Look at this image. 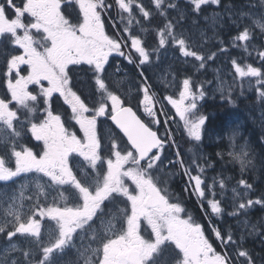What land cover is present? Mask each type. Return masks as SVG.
Here are the masks:
<instances>
[{
    "label": "snow or ice",
    "instance_id": "snow-or-ice-1",
    "mask_svg": "<svg viewBox=\"0 0 264 264\" xmlns=\"http://www.w3.org/2000/svg\"><path fill=\"white\" fill-rule=\"evenodd\" d=\"M185 6L196 14L194 25L205 6H214L204 16L213 37L202 31L203 44L183 29L188 14L179 0H0V182L19 184L0 191V264H264V255L245 246L252 238L264 250V216L249 218L257 205L264 209V194L251 198L256 184L246 179L252 173L264 181V148L257 156L237 125L219 137L218 161L200 150L206 97L219 93L235 107L237 81L243 95L244 78H252L248 90L264 105V0L239 7L229 0L224 12L222 0H185ZM225 19L236 29L231 47L254 53L258 64L232 58V82L216 69L215 81H206L215 84L211 92L205 81L194 88L193 77L173 76L157 99L145 72L161 50L173 49L183 63L204 70L228 52L218 38ZM152 33L150 45L145 37ZM116 57L137 69L135 92L114 82L122 70L117 63L109 72ZM77 73L84 74L87 94ZM54 94L67 106L63 118L53 108ZM169 105L175 116L165 112ZM161 115L163 136L152 127L159 128ZM100 117L115 126L103 137ZM176 117L186 154L171 132ZM260 136L264 145V130ZM166 146L175 149L172 159ZM228 165L239 179L225 175ZM177 177L208 229L171 191Z\"/></svg>",
    "mask_w": 264,
    "mask_h": 264
},
{
    "label": "rangeland",
    "instance_id": "rangeland-1",
    "mask_svg": "<svg viewBox=\"0 0 264 264\" xmlns=\"http://www.w3.org/2000/svg\"><path fill=\"white\" fill-rule=\"evenodd\" d=\"M183 3L185 4V0H183ZM218 11L224 12L225 10H224V8H222L221 10L218 9ZM191 13H193V12H191ZM213 13H214V6H211V7L205 6L204 13L202 15H200L198 18V20H199L198 25H194L192 23L193 18L196 17L195 13H193L194 16H192L190 19H187L186 21H182L183 29L185 30L186 34L191 33L192 40L195 41L196 44L199 45V44L204 43L205 37L201 36L202 31L205 32L206 37H209V38L213 37L212 29L209 27V25L204 20V16H209V15H212ZM117 21H118V18H117ZM224 24H225V27H223L222 29L219 30L218 36L223 31H225L229 27H231L228 24L227 19H225ZM108 28H109V30H111V24L110 23L108 25ZM208 46H210V45H208ZM161 51H162V54L160 56L159 62L154 64L153 67L149 68L147 70V73L145 72V75L148 77L149 82L162 89L161 91L158 90L159 96L157 97V99H160V97L164 95V89H163L164 82L167 80H171L173 76H176L177 79H179V80H182L183 78H185V76L193 77L194 88L199 87L201 81H205L204 87L207 88L209 90V92L212 91V88L215 86V84L209 85L206 81H215L216 76H217L216 69L220 70L219 75L222 76L228 83L232 82L233 77H232V75H229V71L234 72V70L231 69L230 64L222 63V60L220 58H218L215 61V63L209 62L208 67L206 69L196 71V69H194L191 64L183 63L184 58L180 57L179 53L174 52L173 49H168L166 52H164L163 50H161ZM188 59L191 60V58H188ZM155 60H156V58H155ZM155 60L153 59V61H155ZM114 62H116L115 59H114L113 63ZM122 62H123V59H122ZM126 63H127V61H125V63L124 62L121 63V69L122 70L120 73H125L124 67L127 66V65H125ZM178 63H179V65H178ZM114 68H115V66L113 65V67L109 69V72L110 73L114 72ZM185 69H188L189 71H186ZM139 79L140 78L137 76V73L132 74L129 72L127 74V76H124V75L120 76V74L117 73L114 82L117 83V85H119V83L121 81H125L126 82L125 85L127 86V88H131L133 90V92H135V87L138 84ZM251 79L252 78H244L243 87H245L246 90H248V81ZM238 84H239V82L237 81L236 86ZM218 97H220V95H219V93H216L215 99H217ZM209 100L212 101V98L206 97L205 100L201 101L200 103H201L202 107H203V104ZM164 103L167 104V101H164ZM156 107L158 110L159 105H157ZM165 112L170 113L171 115L175 116V112H174V110L171 109L170 105L165 109ZM258 112L259 113L257 115H255V116L252 115V116H253V118L258 116L257 123H260V129L264 130L261 127V125L264 124V115H262V111H258ZM140 113H142V116L145 119H147L144 116V113L142 110H140ZM246 117L248 118L249 116L247 115ZM159 119L161 121L160 127L157 128L156 125H152V126L156 129H159L163 133L165 130L162 127V125H163V121L165 120V116L161 115V116H159ZM251 121L254 122V119H252ZM169 124L172 125L173 135L175 137L179 136L181 138L180 133L182 132V123L179 122V118L176 117L175 123L173 121H169ZM237 125H239L240 136L242 138H247L245 133L243 132V128H244L243 121L239 117H235V119L230 123L228 121L226 123V126H225L223 131H229L230 129L236 128ZM206 131H207V123H206ZM183 139L187 141L186 137H183L182 140ZM247 140H248V138H247ZM180 141H181V139H180ZM240 142L243 143L244 142L243 139H241ZM248 142H249V140H248ZM249 144H250L251 148L254 149L253 145L250 142H249ZM178 145H180V147L183 150H185L183 153L186 154L187 147L189 146L188 142H186V143L184 142L183 144L181 142V144H178ZM174 151H175V149H171V148L166 147L165 155L168 156L169 159H172V153H174ZM255 153L257 154V156L259 155L256 150H255ZM246 177L249 178V180H248V181H250L249 183H255L256 184V192L254 191V192L250 193L251 198L255 199L258 196H260L261 194H263V192H264V190H263L264 189V181H261L259 175L250 173ZM236 179H238L237 176H236ZM258 184H261L260 188H257ZM18 187H19L18 183L13 184L12 182H8L7 184H5V182H0V191L11 193L13 191V189H18ZM16 195L17 196L19 195L18 191L16 192ZM25 203L27 204V201H25ZM254 208H256V207H254ZM25 211H26V209H25ZM262 216H264V212L262 213L261 217ZM0 221H2V217H0ZM43 224H44V228L46 230L48 222L44 221ZM4 244H5V240L3 238H0V247H3Z\"/></svg>",
    "mask_w": 264,
    "mask_h": 264
},
{
    "label": "trees",
    "instance_id": "trees-1",
    "mask_svg": "<svg viewBox=\"0 0 264 264\" xmlns=\"http://www.w3.org/2000/svg\"><path fill=\"white\" fill-rule=\"evenodd\" d=\"M228 2H229V0H222V6L219 10H221L223 8V4H227ZM179 3L181 5L182 10H184L188 14V19H190L192 16H194L193 13H191V11H190V6L186 7L185 4L183 3V0H179ZM232 3H234L237 7H239L240 5L245 3V0H232ZM203 13H204V10L201 12L200 15H202ZM235 34H236V29L231 26L227 30L223 31L218 36L219 39H222L225 42L224 46L228 49L227 53H221L219 55V58L222 60V63H226V64L231 65V59L236 58L241 62V64L252 63L253 65H257L258 62L255 59L254 53L252 56H248L241 49L231 47L230 38L232 36H234ZM153 36H154V33L147 34L145 37L148 40L150 45L152 43ZM215 43H216V38L212 39L210 46L215 45ZM155 58L156 57L153 56L154 60H155ZM125 65H127L124 67V70H125L124 72L126 73V75L129 72L132 74L137 73V70L135 69V67L133 65H130L127 63ZM178 65H179V63H178ZM185 70L189 71L188 69H185ZM146 73H147V71H146ZM154 86L157 90H159V91L162 90L161 88L157 87L156 85H154ZM241 90L242 89H241L240 84L235 86V93L233 96V99H235V101H236L235 107L229 105L226 101L221 100V98H218L215 101H207L206 102V104L202 107V111L205 114H207L209 117V120L207 121V131L209 133L213 132V131H219V130L223 131L225 126H226V122H228L230 120V117H233V116L239 117L243 121V124H244L243 132H245V135L249 139L250 143L260 153L261 149L264 148V145H261V143H260L261 131L258 129L256 122L255 121L251 122V120L249 118H247L246 116L249 113L255 114V112H257V111H262V109H264V105H260L257 103V98H256V94L254 91L249 92L246 90L245 87H243L244 94L241 95ZM213 106H214V108H213ZM225 111H227V112H225ZM162 127H163V125H162ZM171 132L173 133L172 125H171ZM159 133L161 134L160 131H159ZM163 134H161V135H163ZM180 139H181V141H180ZM175 140H176L177 144H181V142H182V144L184 142L185 143L187 142L184 139L182 140V136H181V138L179 136H176ZM180 151L183 153L185 150H183L180 147ZM236 176L239 179V172L238 171H236ZM246 179L249 180L248 177H246ZM254 217H255V212H251V213L249 212V218H254ZM245 246L248 249L253 250L254 255L257 253L264 255V250L261 249L259 242L257 240L251 241V239H250L248 241H245Z\"/></svg>",
    "mask_w": 264,
    "mask_h": 264
},
{
    "label": "flooded vegetation",
    "instance_id": "flooded-vegetation-1",
    "mask_svg": "<svg viewBox=\"0 0 264 264\" xmlns=\"http://www.w3.org/2000/svg\"><path fill=\"white\" fill-rule=\"evenodd\" d=\"M115 61L119 64L123 63L122 59L119 58H115ZM114 62L113 65L115 66L117 63ZM86 67V66H85ZM77 80L79 82H81V88L82 90L85 91V93L87 94L86 91V85L83 84V81L85 79L84 74L83 73H77ZM46 84V82H45ZM34 86H30V88H33ZM214 100V99H213ZM205 105V103L203 104V106ZM62 106V107H61ZM53 108L57 111L60 112V114L62 115V118L64 117V109L67 108L66 105H63V101L61 99L58 98V95L54 94V98H53ZM140 112V111H138ZM68 115H70V110H68ZM68 124L72 125V128L70 130L75 131L77 134L79 133V127L74 125V121L69 120ZM111 129H114L109 122V119L105 118V117H100L98 119V132L99 134L103 137L105 136L107 133H109V131ZM158 131H160L159 129H156ZM228 131H213V132H208L205 131L204 133V137H203V142H202V146H201V151L208 156H211V158L214 161H218V158L216 157L215 153L219 150L218 145L220 143L219 137L225 135V133ZM33 143H36L35 141H33ZM226 143V141H225ZM167 147V146H166ZM221 167L220 163L217 162L216 164V168L217 170H219ZM215 173L212 172L211 169L208 170L207 175L209 177H211L212 175H214ZM225 175L227 176H235L236 177V171H233L232 166L228 165L227 166V171L225 172ZM235 180H232L231 183L235 184ZM183 182L179 179V177L176 178V180L171 184V191L175 194H179L183 197V200L185 202V206L188 210V212L199 222H201L205 229H208V221L206 219H204V215L201 212L200 206L196 201L195 197L189 198L187 193L183 192ZM261 184H258L257 188H260ZM264 190V189H263ZM256 192V191H255ZM264 194V192H263ZM249 212H255V217L254 218H250L251 221L256 222L260 219L262 213L264 212V209H261L260 206H256V208L249 210ZM225 220L228 223H231L233 225H235V221L232 220L231 218L225 217ZM217 224H219V221H215ZM210 231V230H209ZM239 231V230H237ZM214 239V237H213ZM254 241L255 239L249 238L246 241L250 240ZM258 241V240H257Z\"/></svg>",
    "mask_w": 264,
    "mask_h": 264
},
{
    "label": "bare ground",
    "instance_id": "bare-ground-1",
    "mask_svg": "<svg viewBox=\"0 0 264 264\" xmlns=\"http://www.w3.org/2000/svg\"><path fill=\"white\" fill-rule=\"evenodd\" d=\"M213 104V103H212ZM217 104V103H216ZM220 104V103H219ZM213 108H214V106H213ZM226 110V109H225ZM229 110V109H228ZM225 112H227V111H225ZM216 113V112H215ZM231 114V113H230ZM234 114V113H233ZM236 114V113H235ZM214 115V114H213ZM217 119V118H216ZM250 121V120H249ZM227 123V122H226ZM230 123V122H229ZM225 126V125H224ZM220 131V130H219Z\"/></svg>",
    "mask_w": 264,
    "mask_h": 264
},
{
    "label": "water",
    "instance_id": "water-1",
    "mask_svg": "<svg viewBox=\"0 0 264 264\" xmlns=\"http://www.w3.org/2000/svg\"><path fill=\"white\" fill-rule=\"evenodd\" d=\"M112 123V122H111ZM114 126V125H113ZM115 127V126H114Z\"/></svg>",
    "mask_w": 264,
    "mask_h": 264
}]
</instances>
